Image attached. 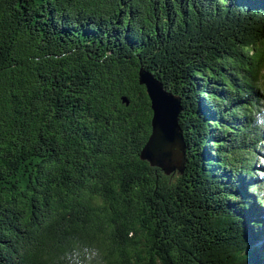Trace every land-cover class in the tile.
<instances>
[{"label": "trees", "instance_id": "trees-1", "mask_svg": "<svg viewBox=\"0 0 264 264\" xmlns=\"http://www.w3.org/2000/svg\"><path fill=\"white\" fill-rule=\"evenodd\" d=\"M0 264H264V0H0Z\"/></svg>", "mask_w": 264, "mask_h": 264}, {"label": "water", "instance_id": "water-1", "mask_svg": "<svg viewBox=\"0 0 264 264\" xmlns=\"http://www.w3.org/2000/svg\"><path fill=\"white\" fill-rule=\"evenodd\" d=\"M137 82L144 87L149 100L150 132L139 151V158L166 174L184 168V143L177 123L179 98L165 91L149 72L138 69ZM125 101L124 98H122ZM126 103V102H125Z\"/></svg>", "mask_w": 264, "mask_h": 264}, {"label": "rangeland", "instance_id": "rangeland-1", "mask_svg": "<svg viewBox=\"0 0 264 264\" xmlns=\"http://www.w3.org/2000/svg\"><path fill=\"white\" fill-rule=\"evenodd\" d=\"M168 175L170 176V180L172 181L177 179L178 176H180V174L176 170H174L173 172H170Z\"/></svg>", "mask_w": 264, "mask_h": 264}, {"label": "flooded vegetation", "instance_id": "flooded-vegetation-1", "mask_svg": "<svg viewBox=\"0 0 264 264\" xmlns=\"http://www.w3.org/2000/svg\"><path fill=\"white\" fill-rule=\"evenodd\" d=\"M185 194V193H184Z\"/></svg>", "mask_w": 264, "mask_h": 264}]
</instances>
